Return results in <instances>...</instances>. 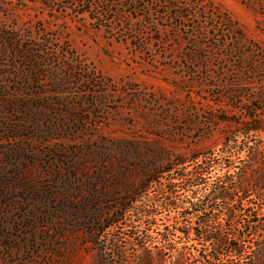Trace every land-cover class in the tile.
I'll return each mask as SVG.
<instances>
[{"label": "rangeland", "instance_id": "374dc122", "mask_svg": "<svg viewBox=\"0 0 264 264\" xmlns=\"http://www.w3.org/2000/svg\"><path fill=\"white\" fill-rule=\"evenodd\" d=\"M249 122L264 0H0V264L210 254L173 184Z\"/></svg>", "mask_w": 264, "mask_h": 264}, {"label": "trees", "instance_id": "16d2710c", "mask_svg": "<svg viewBox=\"0 0 264 264\" xmlns=\"http://www.w3.org/2000/svg\"><path fill=\"white\" fill-rule=\"evenodd\" d=\"M245 127L240 143L236 140L238 135L229 134L220 149V157L215 158L212 152L195 155L194 168L190 171L183 168L177 178L182 186L173 184L193 194V199L183 200L196 218L193 239L210 254H139L138 264H264V238L260 239L258 234L264 232V139H251L253 133L264 128L253 122ZM243 152L246 155L239 156L238 165L227 164L233 153ZM184 163L185 160L178 161L181 167ZM215 164L221 169L213 175ZM172 169L168 167L164 171ZM175 187L172 191L178 192ZM174 205L180 207L178 203ZM116 206L110 219L125 214L123 201ZM114 222L107 221L101 230ZM181 231L185 237H191V231ZM164 239L170 240L169 233L164 234Z\"/></svg>", "mask_w": 264, "mask_h": 264}]
</instances>
